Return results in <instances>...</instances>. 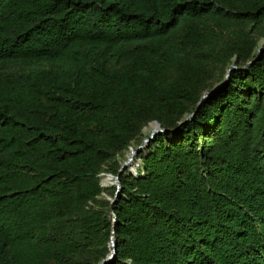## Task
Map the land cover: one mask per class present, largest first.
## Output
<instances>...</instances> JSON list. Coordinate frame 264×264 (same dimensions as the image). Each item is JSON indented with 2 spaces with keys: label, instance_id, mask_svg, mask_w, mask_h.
<instances>
[{
  "label": "trees",
  "instance_id": "obj_1",
  "mask_svg": "<svg viewBox=\"0 0 264 264\" xmlns=\"http://www.w3.org/2000/svg\"><path fill=\"white\" fill-rule=\"evenodd\" d=\"M261 43L264 0H0V264H99L112 215L104 264H264Z\"/></svg>",
  "mask_w": 264,
  "mask_h": 264
},
{
  "label": "water",
  "instance_id": "obj_2",
  "mask_svg": "<svg viewBox=\"0 0 264 264\" xmlns=\"http://www.w3.org/2000/svg\"><path fill=\"white\" fill-rule=\"evenodd\" d=\"M263 47H260L258 53H257V56L254 60H256L258 58V56L260 55L261 51H262ZM253 61H250L248 65H250ZM237 65L236 64H232L228 71H227V74H226V79L224 80L223 83L217 85L216 87H214L211 91H208L206 93H204V95L201 97L199 103H198V106H197V109L201 106V104L211 95H213L228 79L231 78V72L234 70V69H237ZM195 115V112L191 113L187 118L186 120H190L193 116ZM150 125L153 127V130L151 132V134L149 136H147L146 138L143 139L142 143L136 147V148H132L131 149V152H132V156L126 160L122 165H121V168L119 169V172L117 175H114L112 173H110L112 175V177L114 178V181H115V185L117 187V190H116V193H115V196L114 198L111 200V204H113L116 199L119 198V195L121 193V186H120V175L124 172H126V169H127V165H128V162L129 161H132L133 160V155H136V154H139L140 151L142 150L143 146L145 144L149 145V143L151 142V140L160 132H163L164 131V128H162L161 126V123L157 120L155 121H152L150 123ZM140 165V163H139ZM139 165L137 164V168L139 167ZM137 168L135 169V172L137 170ZM113 216V229H112V237H111V241H110V253L107 255L106 258H104L102 261L99 262V264H104L105 262H107L108 260L112 259L113 257H115L116 255V252H117V241H116V236H115V219L116 217L114 215Z\"/></svg>",
  "mask_w": 264,
  "mask_h": 264
},
{
  "label": "rangeland",
  "instance_id": "obj_3",
  "mask_svg": "<svg viewBox=\"0 0 264 264\" xmlns=\"http://www.w3.org/2000/svg\"><path fill=\"white\" fill-rule=\"evenodd\" d=\"M260 45H262V47H263V46H264V43H261ZM146 128H148V129H146ZM146 128H144V133H145L146 135H150L151 132H152V131H150V130H151V125L149 124ZM145 146H147V145H145ZM145 146H143L142 151H143L144 148L146 149ZM133 147H134V146H133ZM133 147H131V148L125 153L124 157L121 158L122 164L132 156L131 149H132ZM147 150H148V148H147ZM147 150H145V151H147ZM139 163H140V161H139V158H138V154L133 155V160H132V161H129V162H128V165H127L129 171L132 172V173H134V172H135V169H136L135 166L137 167V164L139 165ZM103 177H106V178L103 180V183H104L105 186H109V185H110V186H113L114 183L112 182V181H113V178H112V175H111V174L103 175ZM114 185H115V184H114ZM107 190H109V189H107ZM105 196H106V198H108V199H113V197L111 196V193H109V194H108V193H105Z\"/></svg>",
  "mask_w": 264,
  "mask_h": 264
},
{
  "label": "built area",
  "instance_id": "obj_4",
  "mask_svg": "<svg viewBox=\"0 0 264 264\" xmlns=\"http://www.w3.org/2000/svg\"><path fill=\"white\" fill-rule=\"evenodd\" d=\"M108 174H110V173H108V172H103V173L100 174V176H101V185L104 186V187H108V186H105L104 183H103V180L106 178V177H103V175H108ZM112 178H113V177H112ZM112 182L115 184L114 178H113V181H112ZM114 184H113V185H114ZM109 186H110V185H109ZM110 200H112V199H110Z\"/></svg>",
  "mask_w": 264,
  "mask_h": 264
},
{
  "label": "bare ground",
  "instance_id": "obj_5",
  "mask_svg": "<svg viewBox=\"0 0 264 264\" xmlns=\"http://www.w3.org/2000/svg\"><path fill=\"white\" fill-rule=\"evenodd\" d=\"M146 129H148V128H146ZM152 130H153V127L151 126V130L150 131H152ZM145 145H147V144H145ZM145 147H146V149L145 148L143 149L144 152H146L145 150H147L148 146H145ZM135 168H137V167L135 166ZM127 169H128V167H127Z\"/></svg>",
  "mask_w": 264,
  "mask_h": 264
}]
</instances>
